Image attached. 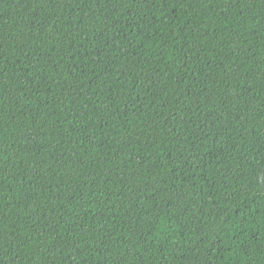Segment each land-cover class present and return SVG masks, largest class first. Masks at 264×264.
Wrapping results in <instances>:
<instances>
[{"label": "trees", "instance_id": "trees-1", "mask_svg": "<svg viewBox=\"0 0 264 264\" xmlns=\"http://www.w3.org/2000/svg\"><path fill=\"white\" fill-rule=\"evenodd\" d=\"M0 264H264V0H0Z\"/></svg>", "mask_w": 264, "mask_h": 264}]
</instances>
